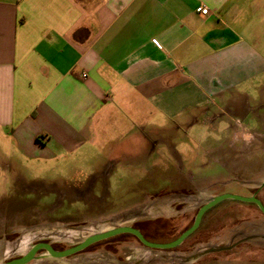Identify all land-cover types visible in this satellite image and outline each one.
<instances>
[{
	"label": "crops",
	"instance_id": "0c3cea01",
	"mask_svg": "<svg viewBox=\"0 0 264 264\" xmlns=\"http://www.w3.org/2000/svg\"><path fill=\"white\" fill-rule=\"evenodd\" d=\"M263 110L264 0H0V164L72 173L63 187L25 194L57 204L61 193L53 217L100 204L119 169L134 195L124 190L125 201L159 204L145 214L166 211L165 185L197 196L192 134L173 135L184 176L158 162L150 169L167 131L198 123L221 125L226 141L213 160L241 171L234 187L245 188L240 181L264 171L244 160L264 150ZM145 170L154 172L146 185ZM212 182L203 188L232 183Z\"/></svg>",
	"mask_w": 264,
	"mask_h": 264
},
{
	"label": "rangeland",
	"instance_id": "374dc122",
	"mask_svg": "<svg viewBox=\"0 0 264 264\" xmlns=\"http://www.w3.org/2000/svg\"><path fill=\"white\" fill-rule=\"evenodd\" d=\"M262 112L264 115V110ZM262 132H264V123ZM177 133L187 134L186 138H189V134L193 136L192 140H187L186 148L189 151V143H191L192 150L196 151L194 161L197 169L196 173L193 170L191 173L196 176L198 174L196 184L199 188L190 190V193L197 192V196L192 197L182 196L179 189L168 185L158 189L159 202H164L167 209L157 216L152 211L145 214V239L153 243H168L176 239L191 226L199 208L212 199V196L219 195L218 193L223 192V194L240 197L256 194L258 199L264 201V171L253 173L254 177L251 181H240L239 183L247 186L237 189L234 185L238 183L234 182L242 179L244 174L241 171H227L221 167V164L217 165L214 162L216 151L223 149V143L226 141L227 134L222 130L221 125L198 123L192 127H181L174 132L167 131V134L172 135H168L169 138L165 143V154L160 156L157 153L160 160L151 162L150 170L156 169L158 162L162 169H167L166 175L170 177L186 174L182 169L186 167L184 166L186 165L185 156H182L183 153L180 151L182 145L177 137H173ZM245 154L244 160H255L257 165L264 167L263 149H250V152L247 151ZM158 156L153 157V160ZM20 169L19 171L18 167L0 164V264L23 256L32 245L38 242L49 243L55 250H64L88 236L117 227L132 226L145 213V208L159 207L155 201L145 204L125 201V199H132L134 195L131 194L132 188L125 187L123 178L127 173L119 171L118 168L119 170L112 172L104 181L106 194L102 195L100 204L88 203L84 205L85 208H89L88 211L74 209L66 217H53L52 213H57L58 206L61 205V193L57 204H49L46 202V197L41 200L36 197L37 195H30L28 198L31 200L27 201L25 194L36 190L44 192L52 188L55 182H57L55 188L63 187L64 179L70 180V183L73 181L72 173L69 174L67 171L56 173L50 169L44 171L41 170L43 168L24 167V165ZM153 173L145 170L137 174L146 185L147 181L153 178L151 177ZM88 174L90 173L87 172L84 175ZM210 175L213 177H209ZM58 176L60 178H57ZM213 180H230L232 183L221 188H203L213 183ZM124 190L129 192L125 199L121 197L126 195ZM74 192L71 189V194ZM156 192L157 190L150 189V197ZM95 207L96 211L90 212ZM34 211L37 213H33ZM115 212L118 214L114 215ZM34 214L35 216L31 217ZM108 215L110 217L102 218ZM208 251L211 252L208 253ZM109 263L264 264V215L252 203L227 199L208 209L203 214L197 229L173 249H150L143 246L132 235L119 234L114 238L92 244L81 252L63 259L54 260L44 251H39L27 264Z\"/></svg>",
	"mask_w": 264,
	"mask_h": 264
},
{
	"label": "water",
	"instance_id": "95a60500",
	"mask_svg": "<svg viewBox=\"0 0 264 264\" xmlns=\"http://www.w3.org/2000/svg\"><path fill=\"white\" fill-rule=\"evenodd\" d=\"M235 200V201H240V202H245V203H252L256 205V207L259 209V211L264 215V207L262 203L255 197V194L249 196V197H240L237 195H232V194H220L209 201H207L204 205H202L199 210L197 211L193 223L191 224L190 227H188L185 231H183L176 239L168 242V243H153L147 241L142 234L135 228H132L130 226H123V227H117L110 229L108 231L99 233V234H94L91 236H88L84 238L82 241L79 243L75 244L72 247H69L64 250H55L52 248V246L49 243L46 242H38L35 243L30 247V249L23 255L14 259H11L9 261H6L3 264H27L30 261H32L36 254L39 251H44L46 255L54 260L57 259H63L66 257H69L73 254L79 253L85 248L89 247L92 244H95L99 241L114 237L119 234H129L134 236L143 246L150 248V249H160V250H168V249H173L177 246H179L190 234H192L197 227L200 224V221L203 217V214L213 206L217 205L221 201L224 200ZM211 251H208L210 253Z\"/></svg>",
	"mask_w": 264,
	"mask_h": 264
},
{
	"label": "flooded vegetation",
	"instance_id": "af4514ba",
	"mask_svg": "<svg viewBox=\"0 0 264 264\" xmlns=\"http://www.w3.org/2000/svg\"><path fill=\"white\" fill-rule=\"evenodd\" d=\"M255 197L257 198L256 194H255ZM259 201L262 203V205L264 207V204H263L264 201L262 199H259ZM138 220L139 221H137L135 224H133L130 227L137 229L142 234V236L145 238V213H143Z\"/></svg>",
	"mask_w": 264,
	"mask_h": 264
},
{
	"label": "built area",
	"instance_id": "2783aa9c",
	"mask_svg": "<svg viewBox=\"0 0 264 264\" xmlns=\"http://www.w3.org/2000/svg\"><path fill=\"white\" fill-rule=\"evenodd\" d=\"M196 11L198 13H200L201 15H207L208 14V10L206 8H203V7H199Z\"/></svg>",
	"mask_w": 264,
	"mask_h": 264
},
{
	"label": "trees",
	"instance_id": "16d2710c",
	"mask_svg": "<svg viewBox=\"0 0 264 264\" xmlns=\"http://www.w3.org/2000/svg\"><path fill=\"white\" fill-rule=\"evenodd\" d=\"M123 235H128V234H123ZM115 237V236H114ZM114 237H111V238H114ZM100 242V241H99Z\"/></svg>",
	"mask_w": 264,
	"mask_h": 264
}]
</instances>
